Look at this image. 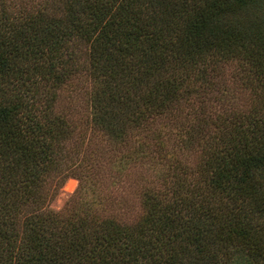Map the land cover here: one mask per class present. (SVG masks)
<instances>
[{"label": "trees", "instance_id": "obj_1", "mask_svg": "<svg viewBox=\"0 0 264 264\" xmlns=\"http://www.w3.org/2000/svg\"><path fill=\"white\" fill-rule=\"evenodd\" d=\"M85 74L115 176L167 165L132 222L50 209ZM0 264H264V0H0Z\"/></svg>", "mask_w": 264, "mask_h": 264}, {"label": "rangeland", "instance_id": "obj_2", "mask_svg": "<svg viewBox=\"0 0 264 264\" xmlns=\"http://www.w3.org/2000/svg\"><path fill=\"white\" fill-rule=\"evenodd\" d=\"M235 70L234 66L224 70L228 86L229 76L232 77ZM231 87L233 86L231 85ZM90 88L91 81L86 74L79 75L70 81L61 95V106L71 115L73 123L77 127L76 137L72 144L74 147L78 146L80 150H87V153L84 158L80 155L78 160L74 159L77 165L76 174L67 177L55 192L50 209L55 212H64L71 203L73 204V201L85 202L86 206L91 207L97 216L115 215L119 219L122 218L123 221L132 222L142 214L139 180L144 177L149 181L156 182L157 176L162 173L163 169H166L167 165L158 162L159 155L149 153L146 158H141L136 165L128 167L125 176L118 179L110 169V161L113 156H99L102 147L107 146L106 141H103L100 136H92L90 130L92 116L88 102ZM243 100L245 103L248 102V97L244 96ZM155 128L158 130L161 127L156 126ZM163 129L167 133L176 132L174 126H166ZM171 145H174V141L169 143V147ZM108 148L110 149V147ZM153 152L156 153L154 150ZM175 154H177L178 160L186 161L189 164L194 163L197 159L195 152L180 153L178 151ZM70 164L67 171L73 169ZM50 184V187H55V183L51 182ZM107 195H111V198ZM112 199H116V201L112 202Z\"/></svg>", "mask_w": 264, "mask_h": 264}]
</instances>
